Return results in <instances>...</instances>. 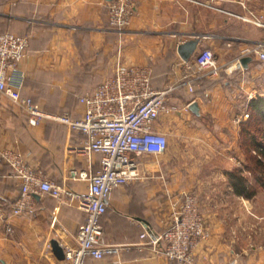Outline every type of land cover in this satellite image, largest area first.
I'll return each mask as SVG.
<instances>
[{
    "label": "crops",
    "instance_id": "1",
    "mask_svg": "<svg viewBox=\"0 0 264 264\" xmlns=\"http://www.w3.org/2000/svg\"><path fill=\"white\" fill-rule=\"evenodd\" d=\"M111 1L0 0V34L30 37L22 95L48 112L82 115L79 98L113 75L118 61L150 66L155 89L175 87L168 105L177 110L157 123L168 141L160 171L115 189L109 199L101 241L121 251L86 264H177L156 255L140 235L160 234L172 222V204L188 193L198 198L209 232L194 251L201 263L264 264V246L250 240V199L236 195L227 180L243 162L240 125L250 96H264V62L245 54L264 45V0H136L124 32L109 26ZM197 38L196 52L185 61L178 46ZM204 48L214 51L222 70L197 79L191 93L179 85L197 74L195 56ZM84 139L62 123L30 126L25 110L0 93V151L28 154L50 180L61 184L73 169H100L99 155L75 152ZM67 184L88 190L85 181ZM20 193L19 180L0 159V264H67L54 255L51 241L73 243L87 214L42 193L33 196L32 208L13 215Z\"/></svg>",
    "mask_w": 264,
    "mask_h": 264
},
{
    "label": "built area",
    "instance_id": "2",
    "mask_svg": "<svg viewBox=\"0 0 264 264\" xmlns=\"http://www.w3.org/2000/svg\"><path fill=\"white\" fill-rule=\"evenodd\" d=\"M136 4V0H112L108 6L110 28L117 32L126 31L136 14ZM29 44L27 35L0 34V93L9 96L25 110L30 126L53 121L82 134L85 139L75 147V152L87 159L99 155L100 169L97 172L73 169L60 184L50 180L42 169L34 167L28 154L14 149L0 151V159L11 167L21 186L13 215L32 208L34 195L46 193L87 214V221L78 227L74 242L62 245L67 264H86L88 258L100 260L107 254H118L120 247L103 245L101 241L110 196L115 189L152 178L160 171L159 157L166 152L168 141L167 136L157 129V123L163 115L177 110L168 105L175 87L155 89L150 66L118 61L113 75L101 81L92 93L79 98L84 108L82 115L51 113L22 95L24 73L21 64ZM245 54L257 56L264 62V45L245 50ZM194 65L197 74L179 85L191 93L197 79L213 77L222 70L216 54L209 48L202 49L195 56ZM248 117V114L244 115L245 119ZM68 180L87 182V192L71 189ZM171 217L172 222L160 234L153 236L144 231L140 238L167 261L203 264L194 251L209 232L198 198L191 193L184 194L179 202L172 204Z\"/></svg>",
    "mask_w": 264,
    "mask_h": 264
},
{
    "label": "trees",
    "instance_id": "3",
    "mask_svg": "<svg viewBox=\"0 0 264 264\" xmlns=\"http://www.w3.org/2000/svg\"><path fill=\"white\" fill-rule=\"evenodd\" d=\"M247 112L239 136L243 163L229 172V182L236 195L251 200L264 193V96L251 98Z\"/></svg>",
    "mask_w": 264,
    "mask_h": 264
},
{
    "label": "rangeland",
    "instance_id": "4",
    "mask_svg": "<svg viewBox=\"0 0 264 264\" xmlns=\"http://www.w3.org/2000/svg\"><path fill=\"white\" fill-rule=\"evenodd\" d=\"M259 93L261 92L259 91L258 94L256 95L253 94L252 98L257 97ZM240 156L242 157V159H244L241 152H240ZM242 163L240 162L238 164V167H241ZM164 168H165V162H164ZM218 180L220 179H217V181ZM227 180L230 185L229 178ZM229 209H225L223 213L228 214L229 212H232ZM233 209L234 208H232V210ZM249 220H250V240L257 247L264 246V193L260 192L257 195V197L250 200V219Z\"/></svg>",
    "mask_w": 264,
    "mask_h": 264
},
{
    "label": "water",
    "instance_id": "5",
    "mask_svg": "<svg viewBox=\"0 0 264 264\" xmlns=\"http://www.w3.org/2000/svg\"><path fill=\"white\" fill-rule=\"evenodd\" d=\"M200 42V39H192V40H188L185 41L183 43H181L178 48V54L181 56L182 59H184L185 61H188L193 54L196 52L198 44ZM243 64L246 62V59L242 60ZM51 245H52V250L54 255L59 259V260H64L65 259V253H64V249L62 247V245L59 243L58 240L53 239L51 241Z\"/></svg>",
    "mask_w": 264,
    "mask_h": 264
}]
</instances>
